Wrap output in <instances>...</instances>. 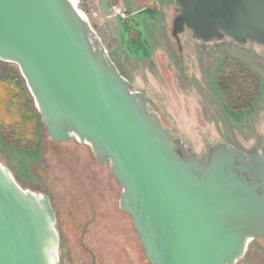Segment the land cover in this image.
<instances>
[{
	"label": "water",
	"instance_id": "water-1",
	"mask_svg": "<svg viewBox=\"0 0 264 264\" xmlns=\"http://www.w3.org/2000/svg\"><path fill=\"white\" fill-rule=\"evenodd\" d=\"M171 34L264 44V0H173ZM0 60L15 63L49 139L87 144L120 185L148 264H235L264 239V141L200 159L123 76L73 0H0ZM49 195L0 162V264H56Z\"/></svg>",
	"mask_w": 264,
	"mask_h": 264
},
{
	"label": "rangeland",
	"instance_id": "rangeland-1",
	"mask_svg": "<svg viewBox=\"0 0 264 264\" xmlns=\"http://www.w3.org/2000/svg\"><path fill=\"white\" fill-rule=\"evenodd\" d=\"M73 1L133 90L200 159L218 142L241 151L261 146L264 44H237L226 37L202 42L188 31L178 34L177 42L171 34L173 0H153L149 8H142L144 0ZM228 56L259 78L258 94L242 112L227 106L217 84ZM34 141L27 149L0 137V162L22 188L49 195L60 238L56 264H148L130 217L118 206L121 187L108 165L98 163L90 146L75 137L49 139L43 124L31 145ZM235 264H264V239H251Z\"/></svg>",
	"mask_w": 264,
	"mask_h": 264
},
{
	"label": "trees",
	"instance_id": "trees-1",
	"mask_svg": "<svg viewBox=\"0 0 264 264\" xmlns=\"http://www.w3.org/2000/svg\"><path fill=\"white\" fill-rule=\"evenodd\" d=\"M153 0H144L142 8L153 6ZM217 84L227 106L243 111L251 106L259 91V78L243 61L228 56L218 70ZM0 137L13 143H24V148L36 145L40 114L18 68L0 60ZM9 106V109H8Z\"/></svg>",
	"mask_w": 264,
	"mask_h": 264
}]
</instances>
